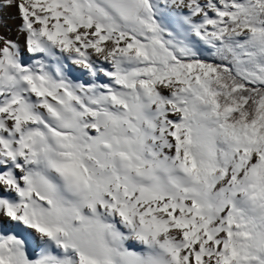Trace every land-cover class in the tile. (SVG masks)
I'll list each match as a JSON object with an SVG mask.
<instances>
[{
	"label": "snow or ice",
	"instance_id": "snow-or-ice-1",
	"mask_svg": "<svg viewBox=\"0 0 264 264\" xmlns=\"http://www.w3.org/2000/svg\"><path fill=\"white\" fill-rule=\"evenodd\" d=\"M0 264H264V0H0Z\"/></svg>",
	"mask_w": 264,
	"mask_h": 264
},
{
	"label": "bare ground",
	"instance_id": "bare-ground-1",
	"mask_svg": "<svg viewBox=\"0 0 264 264\" xmlns=\"http://www.w3.org/2000/svg\"><path fill=\"white\" fill-rule=\"evenodd\" d=\"M17 23H18V21H17Z\"/></svg>",
	"mask_w": 264,
	"mask_h": 264
}]
</instances>
